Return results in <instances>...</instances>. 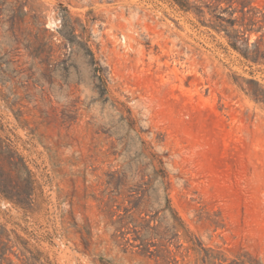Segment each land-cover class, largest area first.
I'll return each mask as SVG.
<instances>
[{"label":"rangeland","instance_id":"374dc122","mask_svg":"<svg viewBox=\"0 0 264 264\" xmlns=\"http://www.w3.org/2000/svg\"><path fill=\"white\" fill-rule=\"evenodd\" d=\"M181 1L0 0V264H264V0Z\"/></svg>","mask_w":264,"mask_h":264},{"label":"trees","instance_id":"16d2710c","mask_svg":"<svg viewBox=\"0 0 264 264\" xmlns=\"http://www.w3.org/2000/svg\"><path fill=\"white\" fill-rule=\"evenodd\" d=\"M175 1L180 5V7L184 8L186 10L190 9V6L185 1H181V0H175ZM16 158L18 160L16 161V163H14V166L15 167H19V168H24L27 171L28 175L30 176L31 175V171L27 167L23 157L17 155ZM0 188L2 189V191H4V190L6 191V189H5L6 188L5 181L2 178L1 174H0ZM13 188H15V187H13ZM14 191H11V192H14ZM21 194L22 193L18 189H16L15 195L17 196L18 200H21V198H22Z\"/></svg>","mask_w":264,"mask_h":264}]
</instances>
